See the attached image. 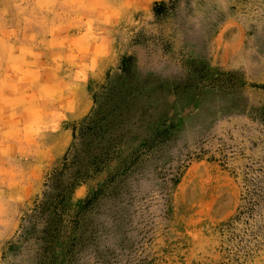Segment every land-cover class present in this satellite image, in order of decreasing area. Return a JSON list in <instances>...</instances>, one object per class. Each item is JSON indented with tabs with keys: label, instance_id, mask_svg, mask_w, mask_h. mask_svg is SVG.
<instances>
[{
	"label": "rangeland",
	"instance_id": "374dc122",
	"mask_svg": "<svg viewBox=\"0 0 264 264\" xmlns=\"http://www.w3.org/2000/svg\"><path fill=\"white\" fill-rule=\"evenodd\" d=\"M0 264H264V0H0Z\"/></svg>",
	"mask_w": 264,
	"mask_h": 264
}]
</instances>
